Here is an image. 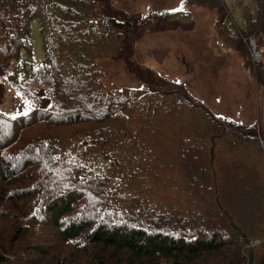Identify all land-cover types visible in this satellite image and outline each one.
Masks as SVG:
<instances>
[{"label": "trees", "instance_id": "trees-1", "mask_svg": "<svg viewBox=\"0 0 264 264\" xmlns=\"http://www.w3.org/2000/svg\"><path fill=\"white\" fill-rule=\"evenodd\" d=\"M193 2L216 8L220 18L222 12L226 28L235 11L245 9L247 15L242 23L233 21L241 33L259 40L264 53V0H251L250 6L239 3L234 7L222 0ZM94 3V0H0V58L3 60L0 66L12 63L14 83L25 93L29 92L30 82L48 88L46 94L37 95L33 109L12 117L0 113V221L9 224H0V264L31 263L33 253L37 254V264H246L240 255L244 245L249 252L247 264H264V251L259 254L255 250L262 241L254 244L257 239L253 236L261 235L264 229L244 231V226H239V220L234 218L235 213L223 206L220 207L223 215L218 213L219 221L199 214L205 205L192 192L199 190L198 180L193 179L199 173L191 164L194 153L209 151V158L216 164L218 144L232 142L233 137L241 138L248 142V154L244 157L248 165H245L253 173L256 188L262 194L260 206L264 215V147L256 133L244 134L255 132L256 127H244L239 133L234 129L243 128L240 124L212 114L207 106L198 105L182 90L178 93L168 91L167 87L159 88L169 83L181 85L174 80L156 76L153 79L158 86L146 82V86L110 88L99 62L122 55L121 41L138 37H133L130 20L112 15L98 19L99 15L90 7ZM174 14L165 10L152 16L150 21L156 22L154 27L168 29L175 23L171 21ZM37 19L46 57L39 64H33L23 58V52L32 51L30 34ZM109 29L119 33H108ZM230 30L234 33L228 37L240 39L233 28ZM121 37L124 39L119 41ZM257 72L260 76L259 65ZM22 79L30 82L23 85ZM77 121L89 124L86 134L97 142L106 157L107 153L115 158L127 152L129 158L140 157L141 164L156 168L158 162L164 165L174 159L189 177L187 188L182 191L191 198L192 207L174 206L173 211L165 214L159 207L158 210L138 208L131 201L133 196L123 209L105 199L103 205L110 208L103 216L111 220L102 221L91 215L100 206L95 208L93 203L98 199L92 201L90 196L87 197L89 213L87 210L70 217L76 197L54 193L53 190L61 188L59 183H55L56 189L47 190L50 197H37L40 190L35 165L40 163L35 164L37 156L28 152L36 154L37 149L53 148L50 152L53 170L55 137L43 129L39 133L41 138L27 143L22 130L38 124L52 128L72 126ZM66 144H80L88 149L89 139L77 133L68 136ZM169 144L176 146L178 157L166 156L171 153ZM106 159L111 163L117 161ZM210 173V180L222 179L225 168L222 167L220 174ZM58 174L63 182L62 173ZM40 206L45 210L37 214L36 221L32 212ZM41 221H47L46 229L37 226ZM221 228L226 233L217 231ZM51 233L60 237L59 251L47 249ZM67 249L70 251L66 254Z\"/></svg>", "mask_w": 264, "mask_h": 264}, {"label": "rangeland", "instance_id": "rangeland-1", "mask_svg": "<svg viewBox=\"0 0 264 264\" xmlns=\"http://www.w3.org/2000/svg\"><path fill=\"white\" fill-rule=\"evenodd\" d=\"M94 1V5L90 7L95 9V13L99 15L98 19H107L109 15H112L120 20H130L133 26L131 29L134 32L133 37H138L137 40L131 39L127 42L121 41L123 37L119 38L121 46L124 47L123 51H119L122 55H114L113 58H105L99 62L104 71L105 82L110 88L146 86V82L158 86L157 81L153 79L156 76L168 81L174 80L181 85L169 83L170 85L159 88L167 87L168 91L178 93L182 90L183 93L192 96L198 105L207 106L212 114L240 124L243 128L234 129L239 133L244 131V127L254 125L255 132L244 134L255 135L256 133L260 143L264 141V62L260 63L264 53L259 46V40L254 36L241 33L240 28L233 21L235 19L242 23L244 16L247 15L245 9L234 10L235 16L230 17V23L226 28V22L224 23L226 18L222 12L220 18L216 8L199 5L193 0ZM226 1L222 0L231 7L239 3L249 5L251 2V0ZM165 10L170 14L176 13L171 20L175 23L168 29L154 27L156 22L150 21L154 18L152 16H157ZM187 13L188 16H186ZM183 18L187 20H182ZM146 23L149 25L145 26ZM230 28L239 34L240 39L228 37L229 34L234 33ZM108 33L118 34L119 31L109 29ZM30 41L32 51L23 52V58L33 64H39L46 55L38 19L33 22ZM253 41L261 52L259 60L252 56L250 42ZM2 61L0 58V65ZM257 65H259L260 76ZM14 71L15 67L12 63L0 66V113L10 117L19 116L33 109L36 106L37 95L40 92L45 93L48 89L40 88L37 83L30 82L28 79H22L20 82L23 85L30 82L29 88L27 87L29 92H23L14 83L12 75ZM185 120L187 121V116ZM88 128L89 124L77 121L76 125L72 126L52 128L38 124L22 130V136L26 138L27 143L41 138L39 133L43 129L55 137V144H53L55 154L52 160L56 165L54 164L53 170L50 157L53 148H47V151L37 149L36 154L28 152L33 157L37 156L35 164L40 163V165L33 164L37 167V189L40 190L37 197H50L47 190L56 189L55 183H59V187L64 190L57 188L58 191L53 190L54 193L61 192L66 196L76 197L72 203L71 214L68 213L70 217L87 213V210L89 213L90 203L87 197L90 196L92 201L98 199L93 203L95 208L100 206L91 215L102 221L111 220L110 217L103 216L110 208L103 205L105 199L114 201L118 209H123L129 202L128 198L133 196L131 201H134L138 208L154 207L157 210L160 208L165 214L173 211L171 208L174 206L192 207L194 203L189 204L192 201L191 198L182 191V188H187L189 177L174 159L170 162L166 161L164 165L158 162V168H156L141 164L138 160L140 157L129 158L127 152L115 158H111V154L107 153L106 157L102 154V149L97 142L86 134L85 131ZM77 133L89 139L88 149H83L80 144L67 146L66 138L70 135L76 136ZM231 139H233L232 142L218 144L216 164L209 158V151L207 154L196 152L194 153L196 158L194 156L193 161L190 159L195 172H199L193 177L195 181L198 180L199 190L192 192L205 205V209H199V214L219 221L218 213L220 211L222 214L220 207L223 206L235 213L234 218L239 220L237 222L239 226H244V231L250 232L251 229L261 231L264 229L263 209L260 206L263 197L260 189L256 188L253 173L246 166L248 164L244 157L248 154L246 148L248 142H244L241 138ZM205 142L210 144L211 141L205 139ZM169 147L171 153L166 154L168 158H176L180 155L175 145L169 144ZM80 155H84L83 158ZM106 158L117 161L111 163ZM143 162L146 161L143 160ZM228 166L230 167L227 168ZM222 167L225 168V176L222 179L208 178L210 172L220 174ZM257 168L259 169L258 165ZM54 170L57 173H53ZM125 171L126 173H123ZM60 172L63 175V182L58 174ZM72 174L74 176L71 179ZM35 186L33 184V187ZM44 210L45 208L40 206L32 212L36 221L37 214L39 216ZM46 222L41 221L42 225L37 226L46 229ZM0 224L9 225L4 221H0ZM217 231L226 233L222 228ZM253 236L257 239L254 244L262 241L258 243L260 246L255 248L260 254L264 251V232ZM253 236L252 239H254ZM59 244L60 237L51 233L48 251H59ZM69 251L70 249H67L66 254ZM33 255L30 257L32 262L25 264H37L35 261L37 254L33 253ZM240 255L245 258L247 264L246 257L249 252L245 245L241 247Z\"/></svg>", "mask_w": 264, "mask_h": 264}, {"label": "built area", "instance_id": "built-area-1", "mask_svg": "<svg viewBox=\"0 0 264 264\" xmlns=\"http://www.w3.org/2000/svg\"><path fill=\"white\" fill-rule=\"evenodd\" d=\"M250 45L252 46V51H253V58L256 60H259L261 57V52L260 50L258 51V45L253 41L252 43L250 42ZM262 146L264 147V141H261Z\"/></svg>", "mask_w": 264, "mask_h": 264}]
</instances>
